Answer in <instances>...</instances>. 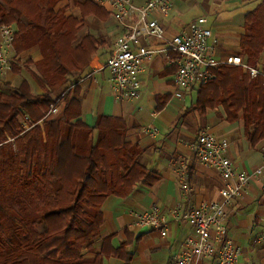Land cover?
<instances>
[{
    "label": "trees",
    "instance_id": "trees-1",
    "mask_svg": "<svg viewBox=\"0 0 264 264\" xmlns=\"http://www.w3.org/2000/svg\"><path fill=\"white\" fill-rule=\"evenodd\" d=\"M55 1L0 0L1 24L17 25L13 48L19 53L38 45L44 56L35 75L43 94L34 95L27 81L14 92L0 90V264H104L118 252L109 246L113 235L93 248L104 223L103 203L160 179L139 163L141 147L126 141L121 118L99 116L94 127L79 119L80 104L71 97L79 87L68 75L86 70L104 40L77 39L84 22L56 12ZM78 4L83 17L101 8L94 0ZM243 42L256 65L264 38ZM198 99L201 109L224 105L230 121L242 116L253 144L264 139L260 79L227 65L199 86ZM56 101L64 102L62 115L45 119ZM24 112L34 126L22 134ZM85 247L94 256L86 257Z\"/></svg>",
    "mask_w": 264,
    "mask_h": 264
},
{
    "label": "crops",
    "instance_id": "crops-1",
    "mask_svg": "<svg viewBox=\"0 0 264 264\" xmlns=\"http://www.w3.org/2000/svg\"><path fill=\"white\" fill-rule=\"evenodd\" d=\"M83 1L54 3L56 12L62 10L64 15L84 22L77 39L91 36L104 40L91 56L86 70L68 75L72 83L83 78L78 91L71 96L80 104L79 119L94 127L99 116L121 118L127 125L126 141L141 147L139 163L160 176L150 187L136 184L125 198L110 195L105 200L104 223L93 248L99 250L103 240L113 235L109 246L118 254L106 257L104 264H170L185 249L186 240L193 232L188 223L172 220V209L181 206L182 212L188 206H201L220 198L217 172L192 157L190 143L203 131L226 138L230 142L229 156L238 171L253 172L264 159V139L253 144L245 133L242 116L230 121L222 104L199 108V86L184 92L185 107L180 109L182 103L173 97L176 68L162 56L153 59L141 73L139 98L117 100L105 64L123 28L108 5L96 3L101 7L99 12L92 11L83 17L78 4ZM132 1L142 5L148 0ZM151 17L164 27L167 37L190 31L194 22L205 18L212 31L211 39L219 42V56L241 55L248 65L264 67V48L255 61L257 64L251 65L243 42L261 35L264 38V0H177L167 15L155 12ZM11 27L17 31L16 24ZM158 44L152 41L153 47ZM12 55L13 68L0 75V90L14 92L27 81L34 95L43 94L35 76L39 73L37 63L44 58L40 47L34 45L19 53L14 49ZM63 107L64 102L56 114L58 117ZM148 127L157 130L152 132ZM180 160L186 165L183 178L178 169ZM153 203L171 220L167 236L135 224V212L146 210ZM226 229L228 237L242 248L237 264H264V173L252 178L246 190L234 199ZM92 256L94 253L87 249L86 257ZM201 264H212V259L205 258Z\"/></svg>",
    "mask_w": 264,
    "mask_h": 264
},
{
    "label": "built area",
    "instance_id": "built-area-1",
    "mask_svg": "<svg viewBox=\"0 0 264 264\" xmlns=\"http://www.w3.org/2000/svg\"><path fill=\"white\" fill-rule=\"evenodd\" d=\"M176 1L148 0L136 5L132 0H94L99 5L110 6L114 19L123 28L105 64L117 100L139 98L143 84L141 73L158 56L176 68L173 92L176 99H182L185 91L215 79L217 72L227 65L242 67L252 79H260L264 85V67L248 65L241 55L219 56V42L211 39L212 31L205 18L194 22L190 31L167 37L164 27L151 16L155 12L167 15ZM15 32L11 26H0V75L13 68ZM153 40L159 44L153 47ZM82 80L80 78L76 83ZM61 104L53 103L45 119L58 114ZM20 121L22 134L34 126L26 112ZM148 129L157 130L155 127ZM189 147L199 162L217 172L220 198L201 206H188L182 212L181 206L172 209V220L188 223L193 232L186 240L185 249L170 264H201L205 258L212 259V264H237L242 248L228 237L226 220L234 199L246 190L252 178L264 173V159L253 172L238 171L229 156L230 142L208 131L201 132ZM262 152L264 155V146ZM170 221L155 203L146 210L135 212L136 225L155 229L162 236L168 235Z\"/></svg>",
    "mask_w": 264,
    "mask_h": 264
},
{
    "label": "rangeland",
    "instance_id": "rangeland-1",
    "mask_svg": "<svg viewBox=\"0 0 264 264\" xmlns=\"http://www.w3.org/2000/svg\"><path fill=\"white\" fill-rule=\"evenodd\" d=\"M242 69V68H241ZM242 71H243V73L244 74H248V72H246L244 69H242ZM249 75V74H248ZM8 91H10V90H8ZM181 103H182V107H180V109H183V107H185V98H183V99H178ZM54 117H58V115H55ZM181 117L182 116H180L179 117V119H181ZM184 118H185V116H184ZM178 119V120H179ZM22 125V124H21ZM176 127V126H175ZM21 129L23 130V128H22V126H21ZM191 142V141H190ZM184 143H185V141H184ZM191 153H192V157L193 158H195V156H194V154H193V152L191 151ZM196 159V158H195ZM179 162V165H178V169H179V173L181 174V176H182V178H183V176L185 175V170H186V165H185V161H178ZM83 253L86 255L87 254V247H85L84 248V250H83Z\"/></svg>",
    "mask_w": 264,
    "mask_h": 264
}]
</instances>
